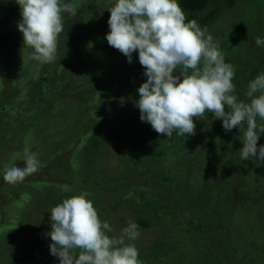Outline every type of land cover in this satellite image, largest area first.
<instances>
[{"label": "trees", "instance_id": "obj_1", "mask_svg": "<svg viewBox=\"0 0 264 264\" xmlns=\"http://www.w3.org/2000/svg\"><path fill=\"white\" fill-rule=\"evenodd\" d=\"M224 1L227 5H232L233 2V0ZM244 1L246 5H250L247 0ZM254 1L257 5L252 4L253 8L251 5L250 9L245 7L241 19L229 23L219 33L218 44L226 63L234 59V53L229 51L230 43L239 44V47L244 48L249 42L255 41L256 37L264 39V35H259L264 33V0ZM92 2L85 0L81 3L79 0H73V4L78 9L77 15L62 13L63 32L58 37L56 59L51 63L33 60L30 57L32 52L30 48H25L23 51V42H19L23 39V35L18 28V22L22 20L21 8L18 5L7 10L8 19L0 22V65L2 67L0 147L7 148L9 145H3L6 140L11 144L18 136L25 140L32 137L33 140V133L39 125L31 126L24 122L27 126H18V121L25 112L34 110L30 118L35 121L43 116L42 112L46 111V108L56 113H66L67 107H73L82 99L88 103L90 98L102 90V93L108 90H119L116 94L126 97L128 92L139 96L140 86L133 85L138 79L134 69L129 76L121 77V67L116 64V60L109 59L110 54L103 46L108 43L106 39L110 18L108 9L114 5L115 0H92ZM62 3L72 4V0H62ZM178 3L185 13L186 22L195 19L201 29L209 28L222 10L219 0H213L212 6L208 9L206 7L210 6V0H178ZM97 11L106 13V16L96 14ZM100 22L106 27L97 32ZM246 48L242 54L245 52L252 56L250 63L254 66L244 62L245 76L240 80L242 89L234 94L238 100L243 101L248 99L245 90L249 82L258 74L264 73V47H258L253 42ZM117 55L120 64L126 65L121 58V52H117ZM32 63L37 64V67L32 68ZM79 69L86 70V73L79 72ZM114 70H116V78L111 76ZM191 71L189 70V73ZM179 74V70L174 71V75ZM5 82L9 86V91L6 90ZM19 101L24 103L15 107L13 103ZM87 105L79 114L80 116L83 117L88 111ZM225 110H228L227 106ZM64 115L74 117L77 114L70 112ZM81 119L84 120V117ZM195 119L197 117L193 118ZM101 120L102 118L97 122ZM88 121L89 127L94 130L89 133L91 137L82 140L80 138L82 133L79 131L77 136H72V139H78L80 144L83 141L86 142L82 149L91 159L93 153L100 151L102 141L100 131L96 132L95 124H92L93 122L89 119ZM257 124L258 126L264 124V120L257 118ZM110 125L119 131L120 124L116 121H111ZM147 127L152 129L150 124ZM208 127H215L217 136L206 135L198 147L192 148L193 152L190 151L191 146L187 144L185 145L188 150L181 147L175 150L171 147L170 143L180 141L182 138V136H176L174 132L172 138H168L166 143L165 140L159 141L158 147L155 142L150 141L144 149L145 153L135 157L137 165L130 169L140 166L138 176L144 179V183L136 184L138 187L133 186V190L151 194L140 197L138 193H135L128 198L130 200L128 208L133 211L134 222L139 228L150 226V218L160 225L159 236L148 247L145 246L142 251H139V264H230L233 259L231 257L242 255L246 249L254 246L255 241H259L264 251V213L260 214L264 212V195L260 196V191L253 189L257 179H251L250 182L254 184L248 185L246 190L242 189L240 192L233 191L232 183L233 179L241 178L245 174L247 178L264 174V161L258 158L248 161L240 159V150L244 146L243 131L246 130V125L241 131L239 126L231 131H225L223 121L215 119L214 113H211L199 121L196 129L201 130L204 135L208 133L206 131ZM55 131L56 129L53 133ZM135 134L138 139V133ZM258 134H260L257 142L259 148V144H264V134L259 132ZM153 137L158 140V133ZM216 138L220 140L223 156L217 152H209L216 146ZM24 148L20 152L22 156ZM171 153L175 156L171 157ZM213 155H217L220 161L218 162ZM126 158L129 160L132 157L127 155ZM232 161H239V163L234 165ZM170 162L172 165L169 164ZM129 164L132 166L131 162ZM14 166H18V163ZM1 174L2 170H0ZM39 176L40 178L31 179L28 183L35 184L50 180L41 174ZM128 182L131 185L134 184L132 179ZM162 190L168 191V200L162 198ZM154 191L159 192V195L153 194ZM24 193L20 196L23 197ZM126 199L127 197L119 196L115 206ZM239 209H245L247 214L239 218ZM167 214L171 217L170 219ZM9 219L12 220L11 217ZM4 220L8 221L1 215L0 223ZM246 220L248 223L245 222ZM6 228L10 229L6 231L5 238L17 242L16 239L19 236L16 225L11 224ZM0 230H2L1 225ZM51 243L52 241H43V231H38L28 240L24 251L18 255L19 261H23L31 250L40 253L38 261L34 264H60L59 258L50 252ZM254 253H252L253 261L256 262ZM255 264L264 263L256 262Z\"/></svg>", "mask_w": 264, "mask_h": 264}, {"label": "clouds", "instance_id": "obj_2", "mask_svg": "<svg viewBox=\"0 0 264 264\" xmlns=\"http://www.w3.org/2000/svg\"><path fill=\"white\" fill-rule=\"evenodd\" d=\"M21 8L18 22L23 35V51L32 49L30 56L40 63L56 59L57 42L63 32L62 13L77 15V6L62 0H16ZM106 35L108 44L132 62L138 50L139 62L145 68L147 81L139 89L135 106L140 119L157 133L169 139L173 133L195 135L193 118L214 113L223 121L225 131L239 126L243 131L242 160L264 161V145L258 148L264 124V73L249 82L247 101L234 95L235 69L225 62L208 29H201L195 19L186 22L178 0H115L109 9ZM258 47L264 39L255 38ZM179 70V75L174 71ZM189 70H192L189 73ZM181 77H183L181 81ZM227 106V111L225 110ZM37 154L24 148V167L5 170L3 179L9 184L23 182L38 171ZM88 193L64 199L50 211V252L60 264H139V251L125 244L123 237L110 238L107 221L102 222ZM129 240L140 235L139 226L129 221L123 229Z\"/></svg>", "mask_w": 264, "mask_h": 264}, {"label": "rangeland", "instance_id": "obj_3", "mask_svg": "<svg viewBox=\"0 0 264 264\" xmlns=\"http://www.w3.org/2000/svg\"><path fill=\"white\" fill-rule=\"evenodd\" d=\"M79 1L81 3L85 2V0ZM88 1L92 2V0ZM212 1L213 0H210V6H207L206 9L212 6ZM1 2L0 22L8 19L9 15H7V10L9 8L13 9L19 5L16 3V0H0V3ZM219 2L222 6L221 13L216 20L212 22L211 26L207 28L208 34L212 35L216 43H219L220 40L219 33L222 32L229 23L241 19L242 14L245 12V7L250 9L252 4L257 5L254 0H247L250 5H246L244 0H233L232 5H227L224 0H219ZM96 14H104L103 16H106V13H100L99 11H97ZM106 19L107 18H105V20ZM105 27L106 26L100 22L97 32ZM108 32H110L109 25ZM259 35H264V33ZM19 42L22 43L23 39L19 40ZM253 42L255 41L249 42L244 48L239 47V44L230 43L229 51L234 53V59L230 61V64L233 65L235 69L233 83L236 86V90L234 94L240 92L242 89L240 80L245 76L244 62L250 63L252 59V56L245 52L242 54V52ZM5 43H7V41ZM103 46L110 54L109 59L116 60V64L121 67V77L129 76L132 69H134L138 79L134 81L133 85L136 84L139 87L147 81V76L144 75L145 68L139 62L138 50L132 54L131 63L128 61V58L121 53V58L126 64L121 65L117 55V52L120 51L111 47L108 43ZM219 50H221V47ZM258 60L262 63L260 59ZM31 66L35 68L37 64L35 65V63H32ZM257 66L260 67L258 64ZM68 70H70V68ZM78 71L86 73L84 69H79ZM1 72L2 67L0 65V75ZM112 72L111 76L116 78V70ZM10 77L9 75V78ZM99 80L100 77L98 78V81ZM5 87L6 90L9 91V86L6 82ZM10 89L12 91V86ZM98 89L101 90V88ZM16 90H18V88ZM116 91L119 90H108L106 93H102V90V92L90 98L88 103H86V100L82 99L73 107H67L66 113H56L46 108V111L42 112L43 116L36 121L30 118L34 110L25 112L18 121V126H27L24 122L29 123L28 125L31 124V126L35 124L39 125V128L33 133V140L32 137L25 140L18 136L11 144L6 140L3 145H9L7 148L0 147V170H2V174L0 175V216L3 215L6 220H8L1 221L0 223L2 227V230H0V264L36 263L40 257L39 251L29 250L27 257L23 261H19L18 255L24 251L28 240L36 235L38 231H43V241H51L50 236L46 235V233L51 231V206L60 204L64 199L79 196L82 193H88L86 199L93 202L100 220L102 222L107 221L110 224L112 230H105L108 236L115 239L123 237L125 244L134 245L138 251H142L145 246L148 247L150 243L159 236L158 232L160 231V225L153 218H150V226L139 228L140 235L135 240H129L124 235L123 229L127 226L129 221H135L133 211L128 208L130 205V200L128 198L139 192L134 191L133 186L138 187L136 184L144 183V179L138 176V167L140 166L130 169L137 165L135 157L145 153L144 149L149 145L150 141L155 142L156 147H158L159 141L165 140L166 143L168 137L165 134L158 133L159 138L156 140L153 136L157 132L153 130V128L149 129L147 127L149 123L141 121L140 110L135 106V102L139 99V96L128 92L126 93V97L121 94H116ZM246 91L247 90H245V92ZM23 103L24 101H19L13 104L15 107H19ZM86 104H88V111L83 116L84 120H82L81 118L83 117L79 114L84 111ZM70 112L77 115L74 117L64 115ZM209 114L211 113H205L202 119H205ZM101 118L102 120L97 122V120ZM88 119L93 122L92 124H95L97 129L96 132L100 131L99 133L102 141L100 151L93 153L91 159L82 149L86 142L83 141L80 144L78 139H72V136H77L76 134L79 131V133H82L80 137L82 140H87L91 137L89 133L94 130L89 127L90 122ZM200 120L201 118L193 120L196 128ZM111 121H116L120 124L119 131H116V128H112V125H110ZM109 128L116 132H112ZM55 129L56 131L53 133ZM207 129L206 131H208V133L206 132L204 135H202L201 130L195 129V135L186 133L182 136L180 141L176 140L174 143H169L175 150L179 147L188 150L185 145L187 144L191 146L190 151L193 152V149L203 142L206 135L217 136L214 130L215 127H208ZM136 132L138 133V139L135 134ZM86 133L88 135H86ZM31 140L32 142H29ZM138 144L139 148L137 149ZM215 144L216 146L209 152H217L222 155L219 138H216ZM260 145L264 144H259V146ZM24 147H28L31 152L37 154L39 161L38 171L26 177L24 183L18 182L16 184H9L3 179L5 170L14 166L16 163H18V167H24V152L23 156L20 155ZM127 155L132 158L128 160L126 158ZM172 155L173 157L175 156L171 153V157ZM213 156L218 162L220 161L217 155ZM130 162L132 166H130ZM146 163H148V161ZM232 163L235 165V163H239V161H232ZM169 164L172 165L171 162ZM39 174L46 176L47 179L50 180H44L35 184L28 183L31 179L40 178ZM238 178L232 180L233 191L240 192L242 189L246 190L248 185L254 184L250 182L251 179L256 178L257 182L253 189L255 191H260V196L264 195V174L251 178H247V174H245L241 178ZM131 179L134 180L133 185L128 182V180L130 181ZM167 192V190L161 191L164 200L169 199V194H167ZM21 193H24L23 197L20 196ZM138 194L141 197L142 195L151 193L140 192ZM153 194L159 195V192L154 191ZM119 196L127 197V199L124 200L125 202H120L121 204L115 206ZM40 204L41 206H39ZM263 213L264 212H261L260 214ZM246 214L247 212L245 209H239V218ZM167 216L169 219L171 218L168 214ZM9 217H11L12 220L9 219ZM245 222L248 223V220ZM11 224L16 225L19 236L16 239L17 242L5 238L6 231L10 229L6 227ZM254 243V246L246 249L242 255L231 257L233 259L230 264L264 263V251L261 249L259 241H255ZM253 252H255L254 256L256 262L253 261Z\"/></svg>", "mask_w": 264, "mask_h": 264}]
</instances>
